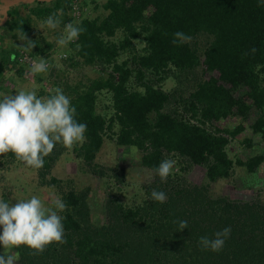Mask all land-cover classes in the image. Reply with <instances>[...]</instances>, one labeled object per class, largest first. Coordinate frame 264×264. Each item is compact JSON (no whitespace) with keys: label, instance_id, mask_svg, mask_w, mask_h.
I'll return each mask as SVG.
<instances>
[{"label":"trees","instance_id":"trees-1","mask_svg":"<svg viewBox=\"0 0 264 264\" xmlns=\"http://www.w3.org/2000/svg\"><path fill=\"white\" fill-rule=\"evenodd\" d=\"M74 2L82 3L38 1L28 8L26 16L16 10L18 18L8 22L19 33L13 36L22 38L21 47L30 56L44 59L55 43L34 29L35 21L43 23L49 15L58 14L63 23L83 29L70 42L68 61L74 68L97 66L100 73L87 84H65L76 107V119L87 125L86 138L76 148L78 157L92 172L104 175L96 160L106 141H113L119 148H136L141 165L155 179L146 186L148 198L140 204L108 197L105 222L98 225L92 217L90 189H77L71 181L62 186V180L50 175L63 150L57 143L44 158L40 175H50V183L57 186L66 205L60 213L64 241L53 242L43 251L15 247L18 263L264 264V200L210 198L195 186L170 188L156 174L162 160L182 158L194 166H204L206 180L216 183L229 179L236 166L255 174L264 164V154L235 160L228 152L233 141L251 147V135L264 139V3L107 0V14L76 21ZM178 31L191 39L179 41L174 36ZM25 37L35 47H26ZM140 38L145 42L141 51L135 44ZM4 51L0 49V87L5 82L4 70L15 66L20 56L16 49ZM124 53L129 56L120 61ZM201 66L205 73L218 76L198 78L186 95L162 89L161 83L173 70L177 78L183 74L188 77ZM243 89L247 95L239 97L236 93ZM105 94L111 96V102L100 108ZM253 111L261 115L250 123L251 132L247 133L246 122ZM229 118L238 119V124L219 125ZM2 154L0 164L10 165L17 159L10 151ZM152 190L164 191L166 201H154ZM182 220L187 221L183 230L179 226ZM226 226L231 234L220 251L201 246L200 237L214 238V233ZM0 254L7 255L2 246Z\"/></svg>","mask_w":264,"mask_h":264},{"label":"rangeland","instance_id":"rangeland-1","mask_svg":"<svg viewBox=\"0 0 264 264\" xmlns=\"http://www.w3.org/2000/svg\"><path fill=\"white\" fill-rule=\"evenodd\" d=\"M39 0H4L0 3V49H5L4 53H9L13 49L17 50L20 55L24 51L22 38H14L17 33L16 29H12L9 21L16 20L18 14L26 16L28 8L36 4ZM82 3L75 4L78 11L76 21L83 18L95 19L107 14L104 4L107 0H81ZM53 2V1H51ZM18 14H15V11ZM34 29L42 31L49 41L53 42L57 37L56 34L50 32L44 24L35 21ZM120 38L121 35L118 34ZM70 42L57 47L51 52L52 59L50 68L45 72H32L30 68L20 66L18 63L4 70V80L0 87V97L4 95L15 94L20 90H35L39 96H48L54 94L57 89L62 90L68 96L65 90L66 85L87 84L90 79L98 76L100 68L97 66L87 68H74L70 66V61L64 55H69L71 51ZM135 44L139 51L144 47L143 39L135 40ZM199 44L204 45V39H199ZM4 55V54H3ZM129 55L124 53L121 60H125ZM0 56V67H2ZM8 63L10 59L8 58ZM110 70V69H109ZM205 67L201 66L194 74L188 77L183 74L180 78L172 75L161 83L163 90L167 92L175 89L186 95L187 90L193 87L194 82L198 78L209 79L212 75L218 76L217 73L209 74L204 72ZM179 74V72H176ZM187 77V78H186ZM135 80L136 78L133 77ZM183 80L182 85L179 81ZM188 93V92H187ZM239 97L247 95V89L240 90L236 93ZM103 102L100 108H105L110 104L111 96L109 94L102 95ZM250 119L246 122L248 132L250 123L256 117L261 115L260 111H253ZM239 122L236 118H229L219 125L235 126ZM250 136V135H249ZM254 138L251 147L243 145L240 141H233L229 145L228 152L233 159L247 160L256 154H264V139L250 136ZM83 142L72 146H65L60 143L63 149L62 154L54 165L51 176L62 180V186L67 187L71 181V185L77 189H90V205L92 210L93 221L102 225L105 222L104 205L108 197L116 196L120 201L127 204H140L148 198L146 194V186H149L155 179L153 173L141 165V153L136 148L126 150L119 148L113 141L107 140L103 149L98 154L96 162L100 167L104 168V175L92 172L91 168L84 165L83 161L78 157L76 148H79ZM3 154L0 153V158ZM175 161L169 177L164 180L170 188L183 185L195 186L199 188L202 195L210 198L223 197L231 200H264V164L255 174L246 173L245 169L236 166L232 175L227 180H221L216 183H209L205 177L204 166H194L183 160L182 158L171 159ZM40 175V168L28 166L20 159L15 162L0 164V200L15 203V200L30 198L36 195L43 200L46 206L54 207L53 201L60 199L57 186L50 183L49 177ZM180 184V185H179ZM7 255H13L18 263L17 253L12 247L3 248Z\"/></svg>","mask_w":264,"mask_h":264},{"label":"clouds","instance_id":"clouds-1","mask_svg":"<svg viewBox=\"0 0 264 264\" xmlns=\"http://www.w3.org/2000/svg\"><path fill=\"white\" fill-rule=\"evenodd\" d=\"M260 2L264 3V0ZM43 24L53 34L58 33L53 41L57 47L77 39L83 30L72 23H63L58 14L49 15ZM174 36L181 42L191 39L180 31ZM24 39L26 47H35L32 40ZM176 42L174 39L173 43ZM49 57L51 54L45 58ZM66 57L68 59L69 55ZM47 68L46 61L41 58L33 63L30 70L34 73L45 72ZM86 131V123L76 119V107L62 90L57 89L48 96H39L35 90H20L0 97V153L10 151L28 166L41 168L45 163L44 158L57 143L72 146L83 142ZM174 164L175 161L171 159H164L158 164L156 174L162 182L169 177ZM151 198L164 203L167 194L152 190ZM52 203L54 207L46 206L36 195L15 200V203L0 200V246L5 249L25 245L43 251L53 242H63L64 218L60 213L66 205L62 199ZM179 226L182 230L187 228V221H180ZM230 234L231 228L226 226L214 233V238L202 236L199 242L205 249L220 251ZM0 264H16V258L0 254Z\"/></svg>","mask_w":264,"mask_h":264},{"label":"built area","instance_id":"built-area-1","mask_svg":"<svg viewBox=\"0 0 264 264\" xmlns=\"http://www.w3.org/2000/svg\"><path fill=\"white\" fill-rule=\"evenodd\" d=\"M73 15L75 18H78L79 14H78V11H76V6H73ZM64 57H66V55H64ZM54 59L56 60V57L55 56H51L49 58H44V60L46 61L47 65H48V68H50V64H51V60ZM40 59H37V58H33L32 56L29 55V53H27L26 51H22L19 58H18V64L20 66H23V67H27V68H30L32 67L33 63L34 62H39ZM47 68V69H48ZM109 105V104H108ZM192 123H197L195 120H191Z\"/></svg>","mask_w":264,"mask_h":264},{"label":"flooded vegetation","instance_id":"flooded-vegetation-1","mask_svg":"<svg viewBox=\"0 0 264 264\" xmlns=\"http://www.w3.org/2000/svg\"><path fill=\"white\" fill-rule=\"evenodd\" d=\"M39 1H46V0H39ZM3 2H4V0H3ZM37 2H38V1H36V3H37ZM46 2H51V1H48V0H47Z\"/></svg>","mask_w":264,"mask_h":264},{"label":"water","instance_id":"water-1","mask_svg":"<svg viewBox=\"0 0 264 264\" xmlns=\"http://www.w3.org/2000/svg\"><path fill=\"white\" fill-rule=\"evenodd\" d=\"M49 1H52V0H49Z\"/></svg>","mask_w":264,"mask_h":264}]
</instances>
